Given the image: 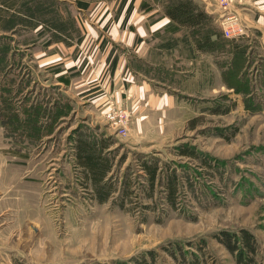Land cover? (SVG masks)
Segmentation results:
<instances>
[{
	"label": "rangeland",
	"instance_id": "374dc122",
	"mask_svg": "<svg viewBox=\"0 0 264 264\" xmlns=\"http://www.w3.org/2000/svg\"><path fill=\"white\" fill-rule=\"evenodd\" d=\"M152 2L160 12L170 0ZM205 26V32H213L214 26ZM215 27L219 43L228 45L221 26ZM47 32L41 38L32 30H0V50L4 48L0 51V120L16 116L22 123L17 130L5 128L8 141L2 145L10 148L13 163L21 160L12 152H24L22 161L25 159L27 173L31 170L27 178L41 184L37 201H29L34 198L29 196L26 208L19 204L24 208L20 218L8 214L0 219V264H264V92L258 91V73L253 76L256 64L249 62L243 71L249 75V83L240 85L244 95L233 94L235 89L227 86L217 91L220 66L214 65V53L209 51L205 66L210 88L202 95L190 91L198 86L183 79L187 65L176 60L177 54L167 57L174 70L165 92L179 98L176 113L164 111L170 121L159 122L151 114L153 109L144 105L142 95L136 111L132 110L128 135L122 138L103 116L106 103L116 101L111 93L102 101L87 103L100 99L103 91L82 93L83 85L77 84L80 77H76L67 90L72 105L67 102L68 92L56 84L52 74L51 68L59 65L55 61L58 55L50 56L53 46L45 43L50 38ZM36 35L39 39L24 44ZM59 47L64 54L70 50ZM90 52L79 54V62L86 60L84 75L102 64L103 59L88 55ZM221 55L225 65L230 53L223 48ZM68 61L70 58L63 64ZM231 76L225 75L227 85ZM249 86L252 94H246ZM127 95L118 103L130 110L133 94ZM36 101L39 106L33 109L30 105ZM225 109L228 112H217ZM142 116L147 119L136 124ZM31 119L42 126L39 135L25 123ZM85 126L98 127L97 134L112 135L119 144L114 145L117 161L125 156L119 168L116 165L115 178L120 180L126 174L136 188L122 207L117 194L99 204L81 191L74 180L76 174L73 181L65 178L73 163L74 131ZM186 147L196 156L180 155ZM137 154L159 159L163 174L175 170L178 191L174 208L166 200L164 179H159L151 196L145 187L140 188L147 185L138 175Z\"/></svg>",
	"mask_w": 264,
	"mask_h": 264
},
{
	"label": "crops",
	"instance_id": "0c3cea01",
	"mask_svg": "<svg viewBox=\"0 0 264 264\" xmlns=\"http://www.w3.org/2000/svg\"><path fill=\"white\" fill-rule=\"evenodd\" d=\"M22 1H18L16 7L10 9L0 0V12L6 15L10 13L19 15L16 13V8ZM57 1H60V4ZM57 1L55 8L59 12V21L65 23L66 28L64 30L51 29L50 33H53L55 37H51V34L48 33L50 38L45 41L48 47L49 45L53 46L50 56L58 55L55 61L59 65L53 66L51 69L53 71L55 68H59L60 71H53L52 74L56 84L60 87L64 86L66 92L73 85V79L76 77H80L77 84L83 85L82 93L87 91L94 94L97 91H103V96L101 95L100 99L87 100V103L93 104L95 101H102L109 93L117 102L123 100V94H128V97L133 94L131 103H128L131 114H133L136 111L134 108L138 106V100H141L144 95L146 97L144 105L153 109L151 114L157 115L159 122L167 123L170 119L164 117L163 112L173 109L176 113L175 108L179 98L175 96L176 94L171 96L165 92L170 87L171 73L174 70L165 59L177 54L176 60L182 65H187L183 79L187 81L188 85L198 86V89L191 88L190 91L202 94L203 90L210 88V80L206 74L205 66L206 55L209 51L214 53V65L220 66L216 75L217 91L220 86L222 88L227 86L229 90H232V87L235 89L236 92L233 94L244 95L240 85L249 83V75L243 71L249 62H253L257 67L253 76H257L258 73V79H260L258 91L264 92V0H240L233 5V13L241 31L226 37L229 39V44L226 46H222L215 36V30H217L215 26H220L218 18L221 14L217 0L215 3H211L209 0H191L196 7L194 12L197 14L201 12L204 15L200 24L192 26H182L174 22L167 16L166 6H163V10L159 12L157 3H153L152 0H134L132 10L128 15L126 11L130 0L124 4H121L120 0ZM76 1L87 5L79 7ZM141 3L144 5L141 6ZM83 16L88 19H84ZM91 16H94L95 19L90 20ZM206 23H209L212 28L214 26L215 30L213 28L212 33L204 31ZM42 27L45 26L43 22H40L32 31H37L39 34L43 32ZM104 29L105 31H103ZM206 36L209 37V42L202 44ZM40 37L42 38V36ZM35 39H39L37 35ZM61 45L70 49L69 52L64 54L59 47ZM115 46H119L122 50H116ZM223 48L230 53V59L225 65H223L221 55ZM85 51L90 52L88 55H99L103 60L98 69H92L84 75L82 67L86 60L83 59L82 62H79L78 58L79 54ZM111 52V57H117V63L112 72L109 71L107 62V57ZM68 58L70 61L63 64L64 60ZM226 74H232L231 86L226 84ZM61 76H64L68 83L65 84L59 79ZM173 77L175 78L176 75L173 74ZM158 89L162 93H158ZM251 91V86H249V93L246 94H252ZM66 95L67 102L72 105L70 93L68 92ZM30 106L34 109L39 106V103L36 101ZM145 119L147 117L142 116L136 119L135 123H143ZM5 130L0 124V219L8 214L13 218H20V212L24 211V208H20L19 204L22 203L26 208V201H28L26 198L29 196L34 197L32 200L29 198V201H35L36 197L40 196L41 184L37 180L30 181L27 178L31 170L27 173L28 170L24 165L25 159L22 161V157L25 156L24 152L20 150L12 152L13 155H18V160L21 161L10 162V148L2 145L3 141H8L5 137ZM70 167L71 173L65 178L70 180L71 177L73 181V175L76 174L75 183L81 186V191H85L80 184L82 180L81 168L73 163H70ZM51 173V171L48 172L50 178L52 177Z\"/></svg>",
	"mask_w": 264,
	"mask_h": 264
},
{
	"label": "trees",
	"instance_id": "16d2710c",
	"mask_svg": "<svg viewBox=\"0 0 264 264\" xmlns=\"http://www.w3.org/2000/svg\"><path fill=\"white\" fill-rule=\"evenodd\" d=\"M18 1L20 0H1V2L9 7L10 9L15 8ZM127 0H120L121 4H124ZM134 0H130L129 7L126 11L128 15L132 10V4ZM79 7H85L87 4L83 2L76 1ZM144 5V3H141ZM55 0H23L20 5L16 8L19 15L15 13H10L6 15L0 12V30L4 32H15L17 30H32L35 29L40 22H43L44 26L49 31L51 29L64 30L66 24L59 21V12L55 8ZM166 13L169 18L179 25L192 26L195 24H200L202 17L204 16L201 12L195 13L194 7L191 0H170V3L166 6ZM4 15V16H3ZM22 15V16H20ZM206 18V17H205ZM40 32L38 37L42 36L46 31ZM48 33V32H47ZM51 37H55L53 33H50ZM27 41H30L27 43ZM35 42V38H31L24 41V44ZM209 42V37L206 36L202 44H207ZM7 50V48H6ZM0 51H4L1 48ZM6 52V51H5ZM4 52V53H5ZM112 52L107 57L109 71L112 72L117 63V57L112 56ZM54 72H59V68H55ZM61 79L65 84L68 80L61 76ZM38 109V108H37ZM37 109L34 111L36 116H39ZM218 113H226L228 110H217ZM14 116V115H13ZM33 134L39 135L42 126H39L37 119H31L25 122ZM0 124L4 128H11L17 130L21 126V122L18 121L16 116L5 118V121L0 120ZM38 124V125H37ZM41 125V124H40ZM196 125L192 124L191 128L194 129ZM98 127L90 129L85 126L83 128H78L74 132H77L73 139V164L80 167L81 185L86 193H89L93 199L99 203L103 204L109 199H112L113 195L117 194V200L119 205L122 207L123 201L131 198L135 191V182H133L126 174L122 175L121 179L115 178L117 169L124 162L125 156L120 155V160L117 161L119 153L114 145H119L116 143V139L112 135H107L105 133L97 134ZM180 155L186 157H195L196 154L190 147L182 148L179 151ZM116 160V163H115ZM136 168L138 170V175L146 183L140 188H143L145 193L148 195L154 190L157 182L160 178L164 179L163 183L166 192V200L169 205L174 208L177 204L176 193L178 191V176L175 170H171L163 174L162 164L160 160L156 157L148 154H137L135 160ZM117 165V169H116ZM140 184H137L139 186ZM151 196V195H150ZM114 198L113 201H116ZM147 207V206H146Z\"/></svg>",
	"mask_w": 264,
	"mask_h": 264
},
{
	"label": "built area",
	"instance_id": "2783aa9c",
	"mask_svg": "<svg viewBox=\"0 0 264 264\" xmlns=\"http://www.w3.org/2000/svg\"><path fill=\"white\" fill-rule=\"evenodd\" d=\"M238 1L240 0H217V5L221 10L218 21L226 37L241 31L233 13V5ZM103 116L115 135L122 138L128 135L132 122V114L129 109L111 99L106 103Z\"/></svg>",
	"mask_w": 264,
	"mask_h": 264
}]
</instances>
